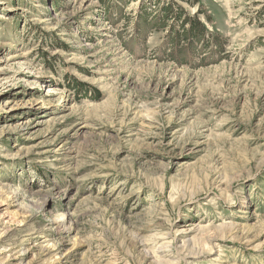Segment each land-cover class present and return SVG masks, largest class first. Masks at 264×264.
Instances as JSON below:
<instances>
[{"label":"rangeland","instance_id":"1","mask_svg":"<svg viewBox=\"0 0 264 264\" xmlns=\"http://www.w3.org/2000/svg\"><path fill=\"white\" fill-rule=\"evenodd\" d=\"M104 1L0 0V264H264V0Z\"/></svg>","mask_w":264,"mask_h":264},{"label":"trees","instance_id":"2","mask_svg":"<svg viewBox=\"0 0 264 264\" xmlns=\"http://www.w3.org/2000/svg\"><path fill=\"white\" fill-rule=\"evenodd\" d=\"M186 1L191 2V0ZM101 3L104 6L105 1L101 0ZM173 3L175 2L171 0L169 4H163L158 10H155L152 16L145 15L146 10H142L134 23L138 27L139 37L147 31L165 32V38L169 45L164 48L163 57L166 56L171 61L183 65L186 63L185 55L191 57L196 49L195 44H199L204 40L206 25L200 20L199 16L189 15L183 7L175 12ZM108 14L110 16V13L106 15ZM106 17L108 16L104 15L102 21H105ZM113 24L116 23L113 22ZM135 46L141 47L142 45L135 44ZM72 79H70L73 84L72 88L76 93L83 92L86 94L89 92L87 89H90V87L86 86L85 82L76 81L75 78ZM93 93L95 99L101 97V91L98 88L94 87Z\"/></svg>","mask_w":264,"mask_h":264}]
</instances>
